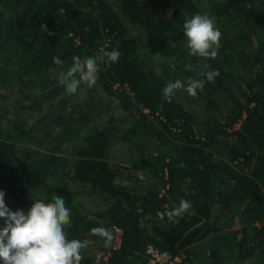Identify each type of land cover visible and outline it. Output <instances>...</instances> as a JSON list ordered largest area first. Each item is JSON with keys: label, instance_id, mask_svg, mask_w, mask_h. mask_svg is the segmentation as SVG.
<instances>
[{"label": "trees", "instance_id": "1", "mask_svg": "<svg viewBox=\"0 0 264 264\" xmlns=\"http://www.w3.org/2000/svg\"><path fill=\"white\" fill-rule=\"evenodd\" d=\"M197 13L214 17L222 32L215 59L189 55L183 23ZM124 16L141 27L161 69L141 57ZM113 49L119 61L99 62L93 88L82 85L77 101L53 105L65 92L59 73L74 56ZM213 70L220 73L214 82L200 75ZM188 77L204 80L197 98L206 113L178 91L171 102L163 98L169 82L187 85ZM0 89V190L7 206L24 210L36 198L63 197L59 182L67 178L103 205L66 204L69 239L88 241L82 264H146L148 244L183 252L181 264H225L232 254L237 260L257 254L264 262V0H0ZM10 89L17 93L15 110L1 102ZM217 106L219 115L211 111ZM34 110L44 114L31 122ZM38 128L52 136L49 150L36 146L44 145ZM119 143L130 163L158 180L125 186L111 158ZM181 198L192 207L177 222L157 215ZM236 213L241 226L223 231L219 224L230 225ZM100 226L111 230L110 245L91 232ZM206 237L212 244L199 259L195 246Z\"/></svg>", "mask_w": 264, "mask_h": 264}, {"label": "clouds", "instance_id": "2", "mask_svg": "<svg viewBox=\"0 0 264 264\" xmlns=\"http://www.w3.org/2000/svg\"><path fill=\"white\" fill-rule=\"evenodd\" d=\"M183 36L186 37L189 55L205 60L217 57L222 32L216 26L214 17L197 13L185 18ZM120 56L121 52L116 49L110 52L102 50L100 54L84 59L74 56L67 71H60L58 83L67 95L75 96L81 85L89 89L95 86L100 75L99 62H103L105 57L110 62H118ZM53 63L63 69L64 62L59 57H53ZM203 68L208 69L209 65L204 64ZM219 74V70L200 72L208 82H214ZM203 87L204 80L188 77L185 85L177 79L162 89L163 98L171 102L176 92L181 90L195 98L197 90ZM140 179L144 177L140 175ZM4 197V191L0 190V220L4 221L0 227V264H82V250L87 247L88 241L69 239L67 229L72 226V215L62 196L55 195L49 202L34 200L27 212L11 210ZM191 207L190 201L181 198L178 207L157 215L161 219L167 215L175 223V218L188 213ZM91 232L104 238L106 245L111 244L113 237L110 229L100 226L92 228Z\"/></svg>", "mask_w": 264, "mask_h": 264}, {"label": "rangeland", "instance_id": "3", "mask_svg": "<svg viewBox=\"0 0 264 264\" xmlns=\"http://www.w3.org/2000/svg\"><path fill=\"white\" fill-rule=\"evenodd\" d=\"M6 11V9H5ZM126 25L129 28L130 33L132 34V36L136 39V41L139 43L138 45V51L141 54V57L145 60V62L149 65H152L156 68L161 69L162 67L160 66V60L158 55L152 51V49L150 48L148 42L146 41L144 34H143V30L141 29V27L135 25L134 23H132L126 16H124ZM58 83H55L54 85H57ZM101 90V88H99ZM1 90V89H0ZM103 93V97L105 98V100H108L110 97L106 94V92L101 91ZM178 93L183 96L186 95L185 100L187 99L189 101V104L191 106H194V108H196L200 113H204L206 108L204 107V103L200 98H197V96L195 98L189 96L187 94L186 91H178ZM66 93H59L58 96L56 98L53 99V105L55 106L56 104L59 103V101L62 100L63 101H77L78 96H84L85 95V90L82 89V85L80 87V89H78V93L75 96H70V95H65ZM17 97V93L14 90H9V95L6 99V101H1L2 103L5 104L6 107H11L12 110H15V107H13V105H15V98ZM61 99V100H60ZM115 99V98H114ZM49 102H46L44 105V112L47 110V107L49 106L48 104ZM12 104V106H11ZM78 102L74 103V104H70L69 107L70 109L72 108H76L78 105ZM221 106H217L216 108H213L211 111L212 112H216L217 114L219 113V109ZM115 113L117 115H121L122 113V109L121 108H115ZM209 110V109H208ZM43 111L41 110H34L32 111V115L29 116V119H31L30 121L33 122V119L38 117V116H42L44 114ZM30 114V112H28ZM206 113V112H205ZM13 112L12 111H8L7 112V116H12ZM18 115H22L21 113H19ZM25 115V114H24ZM110 113L104 111L103 112V120H107V118L109 117ZM219 115V114H218ZM102 119H100L99 121H101ZM236 126L239 125V123L235 124ZM129 126V121L123 123L122 125V129L126 128ZM35 136L39 137L40 140H42L44 142L43 146L40 145H36L39 147L40 150H49L47 147V142L52 140V136L47 137L46 133H43V130H41V128H38L35 131ZM76 136H74L73 139H75ZM159 149V148H157ZM133 154V153H132ZM131 153H128L126 144H117L113 149H112V160L115 162L116 166L122 171L124 172V175L121 176V182L125 185L130 187L131 189L133 188H140V187H145L147 184L151 183L150 179L152 180H158L157 176L155 174L150 173L146 167L141 166L139 163H135L132 164L128 161L129 157H130ZM134 155H136V152L134 153ZM133 155V156H134ZM147 170V171H146ZM137 173H142L145 174L144 179L141 180L140 176L137 175ZM135 180V181H134ZM67 182L65 181H60V188L64 191L63 198L66 201V204L72 203L74 202L75 204L79 205V206H87L91 209H98L100 207H102V203L98 202L99 205H97L95 202V200H91V198H89V196L84 192L85 188H81V185L79 184H75L73 183L70 179H66ZM36 199H40V198H36ZM33 204V202L27 207H25L24 211L27 212L28 209L31 207V205ZM239 214L236 213V216L234 215V218L232 219V223L229 224H224V223H220L219 225L222 226V230L223 231H228V229H231V227L233 226V223L235 222V227L237 226H241L240 222H239ZM238 220V221H237ZM4 224L3 220H0V227H2ZM239 228V227H238ZM237 229V228H236ZM208 240L206 243H199V245H196L197 251H198V255L197 258L199 259H203V257L205 256V253L209 250V241H211V237H206ZM120 243V232H118V234H116L115 236V245H119ZM235 254H232L230 257H227L225 260V264H264V262H261L259 257L257 256V254L251 255L248 258H246L245 260H237L235 258Z\"/></svg>", "mask_w": 264, "mask_h": 264}, {"label": "built area", "instance_id": "4", "mask_svg": "<svg viewBox=\"0 0 264 264\" xmlns=\"http://www.w3.org/2000/svg\"><path fill=\"white\" fill-rule=\"evenodd\" d=\"M118 232L121 233L120 228H117V234ZM146 256V264H181L185 254L183 252L171 254L166 250L148 244L146 248Z\"/></svg>", "mask_w": 264, "mask_h": 264}, {"label": "crops", "instance_id": "5", "mask_svg": "<svg viewBox=\"0 0 264 264\" xmlns=\"http://www.w3.org/2000/svg\"><path fill=\"white\" fill-rule=\"evenodd\" d=\"M235 224H236V223L234 222V223H233V226H234V227H231V229H236V228L240 227V226H237V227H235ZM211 239H212V238H211ZM207 240H208L207 238H205V239H202V240H200L199 242H197V244H196V245H199V243H206V242H207ZM208 244H210V245H211V244H212V240H211V241H209V243H208ZM210 245H209V247H210ZM209 247H208V248H209ZM195 250H197L196 246H195Z\"/></svg>", "mask_w": 264, "mask_h": 264}]
</instances>
